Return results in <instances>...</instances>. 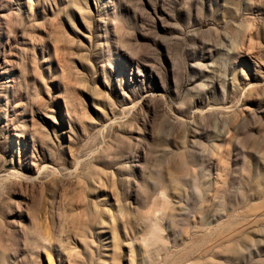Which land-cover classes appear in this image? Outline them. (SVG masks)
<instances>
[{
    "label": "rangeland",
    "instance_id": "obj_1",
    "mask_svg": "<svg viewBox=\"0 0 264 264\" xmlns=\"http://www.w3.org/2000/svg\"><path fill=\"white\" fill-rule=\"evenodd\" d=\"M0 264H264V0H0Z\"/></svg>",
    "mask_w": 264,
    "mask_h": 264
}]
</instances>
